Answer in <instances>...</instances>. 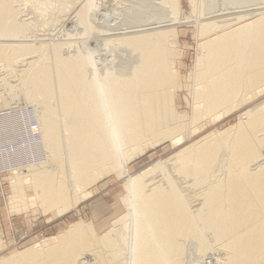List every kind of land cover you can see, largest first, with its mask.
<instances>
[{
	"label": "bare ground",
	"instance_id": "6f19581e",
	"mask_svg": "<svg viewBox=\"0 0 264 264\" xmlns=\"http://www.w3.org/2000/svg\"><path fill=\"white\" fill-rule=\"evenodd\" d=\"M32 1L41 5L28 12ZM54 1L0 0V120L30 116L40 153L31 145L10 149V213L38 204L62 217L111 175L127 178V212L99 234L91 223H73L0 264H198L210 249L218 264H264L261 106L243 113L235 129L213 131L127 175L151 149L186 142L188 119L177 103L180 0H117V7L66 0L73 6L61 1L59 11ZM190 3L193 12L202 10L205 36L195 63L196 125L264 95V0ZM75 19L72 36L50 32ZM5 249L0 241V253Z\"/></svg>",
	"mask_w": 264,
	"mask_h": 264
},
{
	"label": "rangeland",
	"instance_id": "374dc122",
	"mask_svg": "<svg viewBox=\"0 0 264 264\" xmlns=\"http://www.w3.org/2000/svg\"><path fill=\"white\" fill-rule=\"evenodd\" d=\"M23 1L25 2V0ZM61 1L62 3H64L63 5H65L66 8L69 5L68 3H66V0H55L53 3L55 4L54 7L56 8V11H59V9H64V6L62 5ZM71 1L72 0H69V2ZM77 1H74L73 5L82 2V0ZM100 1L102 0H97V7L100 6ZM113 1L114 0H106L105 2L109 7H117L119 1H122L120 2L121 4L124 3L123 1L125 0H119L118 3L117 0H115L116 4L114 5L113 3L115 1ZM32 2L29 3L32 5L27 6L26 10H28V12H33L36 4L38 5L39 3V5H41L40 2H35L36 4ZM58 2L60 3V5ZM134 4L135 3H133L134 7L135 5L137 6V3L135 5ZM179 6V21L183 22V24H181V27L178 28V32L180 34V44L182 47L181 54L183 57L177 60V67L179 69L180 74L178 86L180 85L181 88L177 95V103L180 113L185 114L188 119L187 131L185 132L187 136L186 142L180 147H175L171 141H167L159 147L151 149L143 157L137 159L135 162L131 163L128 166L129 173L127 175L131 177L140 174L141 172L155 165L159 161H166L167 159L175 155L177 152L182 151L186 147L192 145L194 142L206 138L207 136L212 134L213 131L224 132L225 130L235 129L241 121L242 114L246 111L259 106L264 109V95H262L261 97L256 98L254 101L248 103L245 106L240 105L242 107L234 108L231 112H228V115H226V117H221V119L219 120H214L213 118H208L205 120L203 118L204 120L201 119L196 125H194V94L196 91L195 88L198 84L195 79V63L198 56L199 45L205 40V36H203L201 33L202 31L200 22L198 21L200 17L202 18V10L200 6H198L197 11L195 10L196 13L193 12L190 0H180ZM50 12L53 13L54 11ZM50 17L52 18V15H47L46 17H44V19L41 18L40 20L45 21L46 19H51ZM55 17H60L59 12L56 13ZM256 18H258V15L251 18L249 17L246 20L234 24L235 26L233 25V28H236L244 23L251 22L253 19ZM49 21L50 20L46 22ZM73 21V24L69 23L71 26L68 23H66V25L65 21H62L63 23L60 21V23L64 25L58 23L57 21H54L57 23L53 22L54 24H52L53 26L50 28V32L54 34L61 33L60 36L62 38H67L70 35L72 36L74 33H76V31H74V29L77 28L75 23L78 22L76 19ZM187 21L188 23H184ZM72 25L76 27L74 28ZM61 27L63 28L61 29ZM47 30L49 29L47 28ZM87 44L91 46V40H89ZM118 63H120V59ZM188 75H190V77H188ZM22 103L24 102L22 101ZM223 113L224 111L221 110L217 112L218 115H222ZM9 151L10 150L5 152V156H8L5 159L9 158L6 163L11 166V169L8 173H6V175H1L0 173V241L3 246L6 245V249L0 253V257H8L13 253L21 252L28 248L34 247L47 238L53 236H60L64 234L73 223H77L80 221L85 223H91L95 227V232L97 234L102 233L104 230L110 227L111 223L114 220L126 214L127 210L125 204L122 201V197L126 194L125 181L127 178H118L116 175H111L107 179L94 186L91 189L94 191V196L92 198L80 203L75 210L62 217H57L54 212L44 213L42 208L37 206L38 204H34V206H31L32 208H29L26 212H23L21 214H11L8 204L9 198L12 195L9 181L12 176L11 173L13 171V166ZM188 190L192 191L191 188H189ZM28 193L30 194V191H28ZM51 217L54 220L52 222H49V219ZM210 251H208V255H206V258L203 259L204 261L202 260V263H200V261L198 264H218L219 254H217V252L214 253L213 251ZM217 260L218 262H216Z\"/></svg>",
	"mask_w": 264,
	"mask_h": 264
},
{
	"label": "built area",
	"instance_id": "2783aa9c",
	"mask_svg": "<svg viewBox=\"0 0 264 264\" xmlns=\"http://www.w3.org/2000/svg\"><path fill=\"white\" fill-rule=\"evenodd\" d=\"M7 117L0 120V173L1 175H6L11 169V166H9L6 162L9 160L5 159L8 156H5V152H7L10 149H21L24 150L28 145H31L30 147L31 151L37 152L36 148L39 146H34V143H32L31 139H37L38 134H30L28 132V128L30 126V121H33L30 116H25L26 119H18L13 120L11 122L6 121ZM19 134V137H18ZM8 144H11L8 147ZM25 150H28L26 148ZM21 154V153H20ZM23 154V153H22ZM38 156H40V153H38ZM41 159H43V155L41 154ZM22 160V156L20 158L16 157L15 161L19 162Z\"/></svg>",
	"mask_w": 264,
	"mask_h": 264
},
{
	"label": "crops",
	"instance_id": "0c3cea01",
	"mask_svg": "<svg viewBox=\"0 0 264 264\" xmlns=\"http://www.w3.org/2000/svg\"><path fill=\"white\" fill-rule=\"evenodd\" d=\"M94 196V195H93Z\"/></svg>",
	"mask_w": 264,
	"mask_h": 264
}]
</instances>
